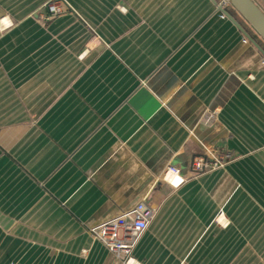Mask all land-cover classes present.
<instances>
[{"label": "crops", "instance_id": "obj_1", "mask_svg": "<svg viewBox=\"0 0 264 264\" xmlns=\"http://www.w3.org/2000/svg\"><path fill=\"white\" fill-rule=\"evenodd\" d=\"M48 1L0 0V264H122L89 231L141 202V264H264V54L213 0Z\"/></svg>", "mask_w": 264, "mask_h": 264}, {"label": "built area", "instance_id": "obj_2", "mask_svg": "<svg viewBox=\"0 0 264 264\" xmlns=\"http://www.w3.org/2000/svg\"><path fill=\"white\" fill-rule=\"evenodd\" d=\"M218 5L225 8L229 6V3L227 0H220L216 6ZM44 8L46 10L45 20L61 15L64 12L63 0H49ZM217 112V110H214L212 114L215 115ZM232 160L233 156L230 153L214 154L206 150L203 155L196 156L193 159L191 169L196 174H201L223 168ZM169 169L177 170L175 167H168L161 179L175 186L171 179L175 180L176 176H169ZM153 216V210L141 202L131 211L108 219L91 228L89 232L93 240L101 243L110 253L116 256L122 264H141V262L133 256V250Z\"/></svg>", "mask_w": 264, "mask_h": 264}, {"label": "water", "instance_id": "obj_3", "mask_svg": "<svg viewBox=\"0 0 264 264\" xmlns=\"http://www.w3.org/2000/svg\"><path fill=\"white\" fill-rule=\"evenodd\" d=\"M217 5V2L213 0ZM229 6L242 18L246 26L264 43V11L253 0H227ZM243 36L264 54L263 49L248 34V31L221 5L217 6Z\"/></svg>", "mask_w": 264, "mask_h": 264}, {"label": "clouds", "instance_id": "obj_4", "mask_svg": "<svg viewBox=\"0 0 264 264\" xmlns=\"http://www.w3.org/2000/svg\"><path fill=\"white\" fill-rule=\"evenodd\" d=\"M169 176L175 175L176 179L174 180V184L176 186H179L180 183H182V177H180L179 175V170H175V169H169Z\"/></svg>", "mask_w": 264, "mask_h": 264}, {"label": "bare ground", "instance_id": "obj_5", "mask_svg": "<svg viewBox=\"0 0 264 264\" xmlns=\"http://www.w3.org/2000/svg\"><path fill=\"white\" fill-rule=\"evenodd\" d=\"M174 182V181H173Z\"/></svg>", "mask_w": 264, "mask_h": 264}]
</instances>
